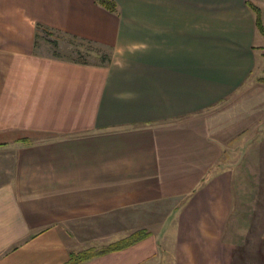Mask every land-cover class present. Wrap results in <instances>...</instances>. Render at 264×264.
<instances>
[{
    "label": "crops",
    "instance_id": "1",
    "mask_svg": "<svg viewBox=\"0 0 264 264\" xmlns=\"http://www.w3.org/2000/svg\"><path fill=\"white\" fill-rule=\"evenodd\" d=\"M114 1L0 0V264H63L138 230L80 264H231L222 159L247 128L254 14L247 0ZM38 25L110 60L39 53Z\"/></svg>",
    "mask_w": 264,
    "mask_h": 264
},
{
    "label": "rangeland",
    "instance_id": "2",
    "mask_svg": "<svg viewBox=\"0 0 264 264\" xmlns=\"http://www.w3.org/2000/svg\"><path fill=\"white\" fill-rule=\"evenodd\" d=\"M261 12L264 0H249ZM257 63L246 87L251 86L238 106L246 102L245 133L228 144L222 159L233 170V206L225 238L233 244L231 264H264V33L257 30L254 42ZM37 51L65 60L102 63L109 49L66 33L40 30ZM244 112L236 110L237 114Z\"/></svg>",
    "mask_w": 264,
    "mask_h": 264
},
{
    "label": "trees",
    "instance_id": "3",
    "mask_svg": "<svg viewBox=\"0 0 264 264\" xmlns=\"http://www.w3.org/2000/svg\"><path fill=\"white\" fill-rule=\"evenodd\" d=\"M95 3L104 7L105 9L111 12H116L117 4L114 0H95ZM246 4L254 14V23H255L256 30H258V32L263 34L264 26L262 24L261 12H260L259 7H257L255 4H253L249 0L246 1ZM38 30H43L48 33L50 32V29L42 25H38ZM78 39H81V38H78ZM81 40H84V39H81ZM85 41H88V40H85ZM109 60H110V56H106L105 61H109ZM73 61L87 63L85 61H79V60H73ZM148 235H149L148 231L138 230L130 234L128 237L121 239V240H117L113 243H110L103 248H99V249L98 248H87V249H83L80 251H71L69 253L68 260L63 264H80L83 261H86L96 255H99V254H102L108 251H113V250L124 248L128 245H131L145 238Z\"/></svg>",
    "mask_w": 264,
    "mask_h": 264
}]
</instances>
